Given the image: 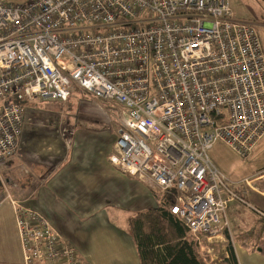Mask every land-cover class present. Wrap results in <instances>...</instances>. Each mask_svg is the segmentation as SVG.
<instances>
[{"label":"built area","instance_id":"obj_1","mask_svg":"<svg viewBox=\"0 0 264 264\" xmlns=\"http://www.w3.org/2000/svg\"><path fill=\"white\" fill-rule=\"evenodd\" d=\"M75 87L126 112L112 165L174 192L170 211L190 234L223 233L228 205L246 204L253 180L234 188L209 151L222 141L248 157L264 137L254 24L229 0H0V166L17 154L29 104L65 103ZM5 199L25 264H82L45 216Z\"/></svg>","mask_w":264,"mask_h":264},{"label":"crops","instance_id":"obj_2","mask_svg":"<svg viewBox=\"0 0 264 264\" xmlns=\"http://www.w3.org/2000/svg\"><path fill=\"white\" fill-rule=\"evenodd\" d=\"M78 125L64 131L61 138H53L56 132L46 130L41 136L34 135L27 144H22L21 133L17 154L12 159L20 154V164L36 165L31 178H24L26 181L34 177L36 185L29 191L21 185L15 200L45 216L77 249L82 264H140L135 240L128 232V218L157 207L161 195L109 161L118 129H104L100 124L93 129ZM262 147L264 137L252 153L262 152ZM31 158L35 159L33 163ZM259 172V176L251 178L253 188H247V197L254 196L248 200L251 210L229 214L230 205L236 201L231 202L226 212L228 226L213 238L222 243L219 246L224 256L232 246L240 264H264L260 244L264 228L261 234L258 229L260 218L264 217L257 212L264 213V169ZM247 233L249 237H244ZM0 264H25L16 208L8 201L0 203Z\"/></svg>","mask_w":264,"mask_h":264},{"label":"rangeland","instance_id":"obj_3","mask_svg":"<svg viewBox=\"0 0 264 264\" xmlns=\"http://www.w3.org/2000/svg\"><path fill=\"white\" fill-rule=\"evenodd\" d=\"M6 1L15 5H24L30 0ZM229 4L237 20L252 23L256 26L264 49V0H229ZM27 112L22 131V144H27V141L31 140L34 135H43V132L46 130L56 132L53 138L57 136L61 138L64 131L69 132V130L77 128L78 123L83 127L91 129L99 128L96 126L100 124L104 129L117 130L119 129L120 122H124L126 118V112L121 107H117L111 103H102L100 100L81 91L78 87L73 89L71 97L65 103L57 100L43 101L37 99L29 104ZM91 122L94 123L86 124ZM18 156L5 161L0 166V180L2 182L0 203L6 201L7 194L16 199V194L21 185L23 188L28 189V191L36 185L34 177L30 179V174L36 170V165L31 166V163L27 162L20 164L22 163L18 160L20 154ZM209 157L234 188H237V183L259 175L261 173L259 171L264 169V147H262V152H257L256 155L252 153L248 157H242L224 142L217 141L209 151ZM33 160L35 159L31 158L32 163L34 162ZM259 165L262 166L256 168ZM28 176L30 178L25 181L24 178ZM142 182L151 187L158 195L164 194L152 185L144 181ZM25 183H28V185H23ZM253 197L250 196L249 198L248 195L246 199L247 201L249 199L252 200ZM248 202L246 204H242L239 201L234 202V205H230L228 213L232 214L235 211L238 213L244 210L250 211L251 205ZM159 206H161V202L157 204V207ZM199 241L201 245L200 252H203L204 256L208 257L210 261L216 262L219 259H223L225 254L222 251V247L219 246L222 243H219L217 239L208 240L202 237L199 238ZM208 249L213 250L208 253Z\"/></svg>","mask_w":264,"mask_h":264},{"label":"trees","instance_id":"obj_4","mask_svg":"<svg viewBox=\"0 0 264 264\" xmlns=\"http://www.w3.org/2000/svg\"><path fill=\"white\" fill-rule=\"evenodd\" d=\"M1 191L0 180V193ZM160 199L161 206L136 212L128 218V231L135 240L140 264L239 263L232 246L228 247L227 256L219 262L210 261L205 257L203 252H200L199 238L206 236L190 234L183 222L170 211L176 202L175 193H164ZM259 222L261 224L258 229L261 234L264 218L261 217ZM250 233L253 235L255 232ZM244 237H249V234H245ZM260 244L263 245L261 254L264 255V240L260 239ZM253 251H256V248H253Z\"/></svg>","mask_w":264,"mask_h":264}]
</instances>
